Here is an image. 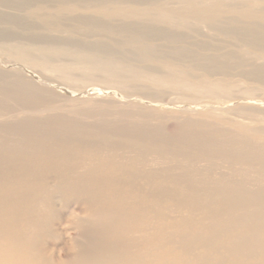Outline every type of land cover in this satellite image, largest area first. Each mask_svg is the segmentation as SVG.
<instances>
[{
  "label": "rangeland",
  "instance_id": "1",
  "mask_svg": "<svg viewBox=\"0 0 264 264\" xmlns=\"http://www.w3.org/2000/svg\"><path fill=\"white\" fill-rule=\"evenodd\" d=\"M221 262L264 264V0H0V264Z\"/></svg>",
  "mask_w": 264,
  "mask_h": 264
},
{
  "label": "bare ground",
  "instance_id": "2",
  "mask_svg": "<svg viewBox=\"0 0 264 264\" xmlns=\"http://www.w3.org/2000/svg\"><path fill=\"white\" fill-rule=\"evenodd\" d=\"M237 203H238V202H237ZM239 204H240V203H238L237 205H239ZM243 204H245V203H243ZM237 205H235V206H237ZM240 205H241V204H240ZM246 205H247V204H246ZM250 206H251V205H250ZM250 206H246V209H248ZM244 207H245V206H244ZM252 207H254V206H252ZM252 207H251V208H252ZM238 208H239V206H237L236 209L238 210ZM251 208H249V209H251ZM240 209H241V208H240ZM244 209H245V208H243V211H244ZM237 210H236V211H237ZM239 211H240V210H239ZM239 211H238V213H239ZM245 211H246V210H245ZM247 212H248V211H247ZM259 219H260V218H259ZM254 220H255V219H254ZM254 222H255V221H254ZM256 222H257V221H256ZM256 222H255V223H256ZM252 226H253V225H252ZM250 227H251V226H250ZM253 228H254V226H253ZM248 230L250 231V229H248ZM249 231H248V232H249ZM251 231H252V230H251ZM252 233H253V231H252ZM252 233H251V234H252ZM244 234H245V233H244ZM243 236H244V235H243ZM248 236H249V235H248ZM248 236H245V237H248ZM251 236H252V235H251ZM253 236H254V235H253ZM250 238H252V237H250ZM253 239H254V238H253ZM253 239L250 240L249 242H245L242 238H239V240L236 241V242H235L234 240H233V241L235 242L234 245H236V246H239L240 244H241V246H242V244H245V245L248 244L247 252H248V254H249V250H250L249 248H253V246H257L256 240L254 241ZM255 239H256V237H255ZM247 240H249V239H247ZM181 241H182V240H181ZM182 243H183V242H182ZM186 243H187V242H186ZM261 244H262V243H261ZM188 245H189V244H188ZM188 245H187V247H188ZM190 246H191V245H190ZM239 247H240V246H239ZM245 247H246V246H245ZM213 249H214V248H213ZM226 249H227V248H226ZM232 249H233V248H232ZM245 249H246V248H245ZM211 251H213V250L211 249ZM239 252H240V251H239ZM234 253H235V252H234ZM236 253H237V252H236ZM237 254H238V253H237ZM240 254H241V253H240ZM242 254H243V253H242ZM256 254H258V253L256 252ZM247 257H248V256H247ZM249 257H250V256H249ZM255 257H256V256H255ZM235 258H236V257H235ZM238 258H239V257H238ZM223 260H224V259H223ZM223 260H222V261H223ZM221 264H222V262H221ZM225 264H226V263H225Z\"/></svg>",
  "mask_w": 264,
  "mask_h": 264
}]
</instances>
